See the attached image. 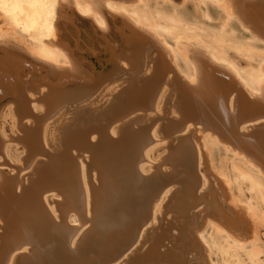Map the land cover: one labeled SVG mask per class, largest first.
Returning <instances> with one entry per match:
<instances>
[{
  "label": "bare ground",
  "instance_id": "6f19581e",
  "mask_svg": "<svg viewBox=\"0 0 264 264\" xmlns=\"http://www.w3.org/2000/svg\"><path fill=\"white\" fill-rule=\"evenodd\" d=\"M182 2L0 0V264H264V0Z\"/></svg>",
  "mask_w": 264,
  "mask_h": 264
},
{
  "label": "rangeland",
  "instance_id": "374dc122",
  "mask_svg": "<svg viewBox=\"0 0 264 264\" xmlns=\"http://www.w3.org/2000/svg\"><path fill=\"white\" fill-rule=\"evenodd\" d=\"M119 1H123V0H119ZM125 2H130V0H124ZM176 5H181V4H183V0H172ZM187 4V7H186V10H187V13H188V15L190 16V15H193L194 14V9H195V7H194V5H193V2H189V3H186ZM214 16H216V13H214L213 14ZM0 20H1V18H0ZM2 24V22L0 21V25ZM6 42H14V39H12V38H8V39H6L5 40ZM20 42H21V39L20 38H18V39H15V42H14V44H20ZM241 65H244V63L243 62H241ZM15 130H13V131H11V132H14ZM10 132V133H11ZM14 133H12V135H13ZM160 153H162V151L160 152ZM165 169L167 170L168 168L165 166V167H163V169L162 170H164L165 171ZM9 170V169H8ZM262 232H263V241H264V228L262 227Z\"/></svg>",
  "mask_w": 264,
  "mask_h": 264
},
{
  "label": "water",
  "instance_id": "95a60500",
  "mask_svg": "<svg viewBox=\"0 0 264 264\" xmlns=\"http://www.w3.org/2000/svg\"><path fill=\"white\" fill-rule=\"evenodd\" d=\"M106 20H107V23H108V26H109V30H110L109 32H110V33H113V31H114V25H115V24L113 23V19H112L110 16H109V17L107 16V17H106ZM116 20H117L116 22H119L118 19H116ZM116 22H115V23H116ZM113 24H114V25H113Z\"/></svg>",
  "mask_w": 264,
  "mask_h": 264
},
{
  "label": "snow or ice",
  "instance_id": "6c2138e0",
  "mask_svg": "<svg viewBox=\"0 0 264 264\" xmlns=\"http://www.w3.org/2000/svg\"><path fill=\"white\" fill-rule=\"evenodd\" d=\"M193 83H195V81H193Z\"/></svg>",
  "mask_w": 264,
  "mask_h": 264
}]
</instances>
